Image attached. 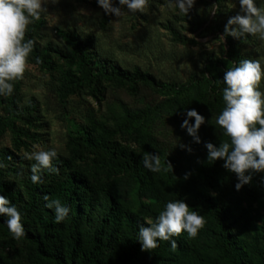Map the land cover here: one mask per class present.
<instances>
[{"label":"rangeland","instance_id":"1","mask_svg":"<svg viewBox=\"0 0 264 264\" xmlns=\"http://www.w3.org/2000/svg\"><path fill=\"white\" fill-rule=\"evenodd\" d=\"M115 3L118 5V0ZM213 4L219 9L215 15L210 14ZM43 7L47 9L40 18L44 25L33 36L38 49L50 43L67 52L56 30L73 31L84 42L91 38L94 52L121 69H138L158 82L177 87L198 84L199 93L195 95L189 89L193 98L182 104L176 95L158 88L139 85L136 91H131L127 85L102 81L93 97L75 66L51 54V69L43 71L31 54L23 79L14 83V94L0 97V164L5 165L0 168V184L26 195L31 162L25 159V152L37 145L43 149L55 147L58 156L70 161V170L81 173L96 190L98 199L87 223H82L85 229L93 231L97 227L108 191L123 208L139 217L142 224L154 221L143 207L152 200V193H143L127 172L98 167L91 156L75 159L76 146L72 141L76 133L112 131L138 117L140 125L126 132L115 131L110 139L115 150L137 157L141 164L148 147L158 153L164 164L172 166L168 165L170 179L145 169L154 186L163 193L179 189L184 192L183 199H187L194 192L204 190V180L195 171L203 159L204 143L224 136L215 125L220 101L204 88L202 78L206 76L208 62L219 60L227 50L226 40L223 43L219 37L229 17L239 11L238 0H196L187 17L169 12L165 0H151L145 13L121 18L104 15L96 0H59L58 3L49 0ZM247 38L248 41L238 45L243 58H255L257 49L264 54V43L256 37ZM191 108L206 120L198 132L199 144L180 128L184 113ZM177 137L192 151L175 147L179 142ZM185 173H191L187 180ZM221 176L207 190L208 194L236 211L245 210L251 224L242 237L252 248L264 249V192L249 203L236 192L235 176L228 173ZM22 223L25 227L23 216ZM0 258L4 264H39L25 243L12 239L1 229Z\"/></svg>","mask_w":264,"mask_h":264},{"label":"trees","instance_id":"2","mask_svg":"<svg viewBox=\"0 0 264 264\" xmlns=\"http://www.w3.org/2000/svg\"><path fill=\"white\" fill-rule=\"evenodd\" d=\"M43 25L42 20L30 24L25 39L33 40L34 34L38 33ZM56 33L68 51L65 52L50 43L38 49L34 42V59H39L37 63L43 71L51 69V54L64 60L67 65L75 66L83 82L91 88L93 97L102 81L127 85L131 91H136L139 85L158 88L173 93L182 104L193 98L189 89L195 95L199 93L198 84L177 87L175 84L158 82L150 74L138 69L129 71L115 66L111 60L94 52L91 38L84 42L73 31L56 30ZM246 41L248 38L237 40L231 36L227 37L224 56L207 64L202 84L219 99V110L222 107L223 71L233 61L243 58L238 53V45ZM9 104L12 105V102ZM136 118L138 117L132 118L127 124L118 125L112 131L102 129L98 133L92 130L76 133L72 137L76 146L75 159L83 160L91 156L100 168L129 173L138 182L143 193H152V200L143 206L150 217L155 219L165 202L182 199L189 205L190 210H196L204 216V227L195 238H189L185 233L173 237L177 244L175 249L169 242L161 241L156 249L150 252L142 251L140 243L136 241L142 221L123 208L108 191L103 215L98 219L97 227L89 231L82 223H87L90 210L98 199L96 190L81 173L70 170L68 159L58 156V159L53 161V165L59 169L58 173L43 170V182L40 184H33L28 179L26 195L7 184H0V195L7 196L25 219L26 235L18 241L28 246L32 258L39 264H264V249L252 248L242 237L248 224H251V218L246 211H236L225 202L215 200L207 192L216 179L222 177L221 174L235 176L222 167L223 161L217 160L214 164L208 162L204 148L203 159L195 168L204 180V190L194 192L187 199H183L184 192L179 189L163 193L154 186L152 177L137 157L117 152L110 142L115 131L126 132L129 128L140 125V120ZM223 141H227V137L215 138L209 142L218 145ZM147 151L156 153L150 147ZM160 159L159 173L170 179V167L164 164L161 157ZM260 177V173L254 174L250 184L236 191L238 195L246 197L249 203L256 201L264 192ZM44 195H48L50 200L59 199L69 207V216L64 222H53L54 213L52 209L45 207ZM3 222L4 218L0 217V229L10 235ZM0 264H4L1 258Z\"/></svg>","mask_w":264,"mask_h":264},{"label":"clouds","instance_id":"3","mask_svg":"<svg viewBox=\"0 0 264 264\" xmlns=\"http://www.w3.org/2000/svg\"><path fill=\"white\" fill-rule=\"evenodd\" d=\"M49 0H0V97L14 94V83L23 79L29 57L33 52L34 41L25 39L30 24L39 21L43 7ZM58 3L59 0H51ZM151 0H96L97 6L106 16L121 18L127 14L145 13ZM169 12L187 17L196 0H165ZM239 11L229 17L224 32L219 39L224 43L231 36L237 40L248 36L256 37L264 43V0H238ZM210 14L215 15L219 9L211 6ZM202 11V10H198ZM37 62L39 59L37 58ZM203 68V64L200 65ZM222 107L215 116V125L221 130L227 141L218 145L205 142L207 161L214 164L223 161L222 167L236 177L234 188L240 191L253 180L256 173L264 174V54L257 49L255 58H242L233 61L223 71ZM206 123L205 117L195 108L186 110L180 124L182 130L192 137L193 142H201L199 129ZM175 147L191 152L190 146L180 142ZM34 150L25 152L24 157L31 163L28 165L29 179L33 184L43 182L41 172L47 169L55 174L59 169L53 165L58 159L55 147L47 149L33 146ZM143 167L149 172L161 171V159L158 153L149 152L142 156ZM168 163V162H167ZM168 165L172 167L169 163ZM5 165L0 164V168ZM191 173H185L187 180ZM260 185L264 186V175L260 177ZM45 207L52 209L53 222L60 224L68 216L70 209L59 199L43 196ZM0 217L4 218L12 239L20 240L26 235L22 223V215L17 206L5 195H0ZM205 219L196 210H190L182 199L165 202L155 220L147 221L138 228L136 241L142 251H151L159 246V242L167 241L171 247H177L176 240L182 233L195 238L204 227Z\"/></svg>","mask_w":264,"mask_h":264}]
</instances>
